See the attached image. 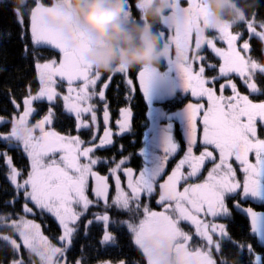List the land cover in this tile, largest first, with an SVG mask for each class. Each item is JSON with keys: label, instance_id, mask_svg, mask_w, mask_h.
Instances as JSON below:
<instances>
[{"label": "snow or ice", "instance_id": "obj_1", "mask_svg": "<svg viewBox=\"0 0 264 264\" xmlns=\"http://www.w3.org/2000/svg\"><path fill=\"white\" fill-rule=\"evenodd\" d=\"M168 3L158 31L161 58L177 70L182 88L196 102L183 110V133L177 132L182 139L167 134L161 154L154 157L139 149L135 155L143 160L138 169L128 166L131 156L123 155V145L118 146L120 159L96 154L116 147L114 138L131 130V109H121L113 126L106 96L117 74H123L129 93L136 91L128 71L119 68L107 77L93 71L81 59L89 41L43 0H28L23 10L13 12L20 39L31 41V49L26 44L25 51L32 55L39 87L33 93L29 86L22 104L11 101L15 117L0 118V170L11 187L9 198L0 201V248L8 250L3 264H86L83 255L69 260L81 225L85 235L98 228L102 248L117 244L114 228L126 230L130 244L142 251L147 264H264V212L242 203L264 188V101L249 98L264 95V89L250 76L248 65L252 41L264 49V18L250 11L239 25L221 26L210 36L201 31L204 13L199 0H187V7L182 0ZM124 8L131 18L135 0H125ZM44 16L59 27L44 25ZM218 42L227 48L218 47ZM42 47L56 50L59 59L45 58ZM205 49L220 59L218 66L202 54ZM206 70L217 74L206 76ZM154 71V67L138 69V87L146 95ZM233 74L249 94H241ZM64 85L66 93L57 90ZM228 89L231 95L225 96ZM204 99L206 104L200 102ZM39 102L47 110L31 123ZM60 102L62 113L74 117L76 135L52 127ZM85 135L88 138L82 139ZM13 151L27 158V168L16 166ZM178 152L183 155L167 171ZM98 166L107 174H101ZM113 186L114 196L110 195ZM153 200L159 211L151 206ZM234 210L248 217L253 239L237 241L229 232ZM37 217L52 218L60 234L49 239ZM184 223L193 231H185ZM102 264L129 262L117 259Z\"/></svg>", "mask_w": 264, "mask_h": 264}, {"label": "trees", "instance_id": "obj_2", "mask_svg": "<svg viewBox=\"0 0 264 264\" xmlns=\"http://www.w3.org/2000/svg\"><path fill=\"white\" fill-rule=\"evenodd\" d=\"M7 3L8 6H4ZM43 3L46 5H50L52 0H43ZM248 0H234V8L235 11L239 12L241 16L244 15V12L247 10ZM261 18H264V0H261V6L259 9L256 10ZM16 16L14 15L13 11L11 10V5L7 2V0H0V115H7L10 118L16 116V111L14 110L13 104L11 101L15 99L17 103L22 104V100L27 93V89L31 86L33 93H35L39 87L38 75L35 69L33 58L30 52L25 51V45L27 44L31 49V41L30 39H20L21 30L20 27L15 23ZM162 26L160 23L156 25V30H161ZM239 30L238 28H234ZM219 47V45H218ZM252 57L256 60V62L262 68V71L258 70L252 76L253 78H257L258 84L264 89V49H262L261 45L257 41H252ZM41 52L45 58H55L59 59V54L56 50L42 47ZM203 55L208 57V60L214 64L219 65L221 62L218 57H216L211 51L205 49L202 52ZM173 59H175V51L174 48L171 52ZM194 66L197 67L198 65L194 63ZM155 71L152 75L151 80L148 84V91L147 95L139 90L138 87V80H136V76L138 75V69H134L128 72V78L133 79V83L136 86V91L129 93L127 85L123 83V74H117L114 76L113 82L109 89L106 91L107 100L110 105V115L112 122L116 121L118 115V107L121 105L131 104L134 110L133 115V126L132 128L138 129L136 133L137 137H141L144 134V129L146 128V106L147 102L145 100L146 97L152 95L153 90L157 92L158 96L162 95L167 96L169 98H175V96L181 94L183 92V96H188L182 86L174 87L170 81V77L177 75L178 72L176 69L171 68L168 62L161 58L158 64L154 67ZM217 73L208 72L206 70V76L215 75ZM104 77H107L109 74L105 73L102 74ZM224 81L221 80L220 83ZM117 85H119V90L117 91ZM102 84L98 82L97 90L101 87ZM239 89L243 91L245 94H249L248 90L242 86L238 85ZM219 85L217 84V88ZM58 91L62 93H66V85L63 87H58ZM182 90V91H181ZM156 94V95H157ZM218 94V93H217ZM133 96L134 100H128L127 97ZM255 99H264V95H250ZM127 98V100H126ZM169 105H174V102L169 100ZM167 104V105H168ZM39 110L37 114H34L33 117H30V122L35 123L39 118H41L46 110L47 105L43 102H39L35 105ZM62 102L58 104L57 107V116L58 119L54 121L52 127L62 131L64 133H71L72 135H76L75 131V121L74 117L68 115L66 113H62ZM22 111V109H21ZM98 116L101 117L102 122V113H98ZM115 128V127H114ZM129 134L125 137L121 138L119 141L122 144H132L138 143L132 142L129 139ZM82 139H87L88 137L82 136ZM16 166L19 168H27L28 167V160L26 157H23L22 154L18 151H13L10 153ZM98 156L111 158L114 156L115 151L111 148L110 151H103L97 152ZM98 171L101 174H107L106 169L102 166H98ZM11 192V187L8 181L5 179V175L2 170H0V201L7 200L9 197L7 193ZM113 195V190L112 194ZM11 211V210H9ZM37 223H40L42 226V231L49 239H52L55 236L60 234V228L58 227L57 223L50 217L40 218L37 217ZM125 233V232H123ZM236 235H241L242 231H234ZM78 235V236H77ZM76 235L77 240L74 242L73 249L69 252L71 257L76 258L78 256L84 257L85 261L90 260L91 257L99 258L102 260L110 259L112 261L117 260L118 252L116 248L112 246H106V248H102L98 244V240L94 237L84 238L83 234V226L81 225V230ZM76 239V238H75ZM54 243V240H53ZM123 246L128 248L129 250H122L121 254H127L126 260L129 264H132L130 259H132V255L129 254L130 244L129 241L126 239L123 242ZM27 256V254H25ZM8 257V250L4 248H0V264H3L5 258Z\"/></svg>", "mask_w": 264, "mask_h": 264}, {"label": "clouds", "instance_id": "obj_3", "mask_svg": "<svg viewBox=\"0 0 264 264\" xmlns=\"http://www.w3.org/2000/svg\"><path fill=\"white\" fill-rule=\"evenodd\" d=\"M13 12L23 10L28 0H7ZM125 0H52L50 6L63 13L72 26L89 41L82 55L83 62L100 74L155 67L161 59V41L156 25L167 13L168 0H135L136 12L129 17ZM204 10L201 31H214L221 26L235 27L261 6V0H248L241 16L235 11L234 0H199ZM42 23L59 27L44 16ZM65 32V29H61Z\"/></svg>", "mask_w": 264, "mask_h": 264}, {"label": "flooded vegetation", "instance_id": "obj_4", "mask_svg": "<svg viewBox=\"0 0 264 264\" xmlns=\"http://www.w3.org/2000/svg\"><path fill=\"white\" fill-rule=\"evenodd\" d=\"M236 83V82H235ZM238 84V83H236ZM238 88V87H237ZM238 90H240L238 88ZM242 91V90H241ZM243 92V91H242ZM219 95V92H217ZM244 95H247L243 93ZM225 96L231 95V90L229 89L228 92L225 91L224 93ZM250 99H253L254 102H261L264 101V99H255L254 97H249ZM135 98L133 96H130L128 100H134ZM156 100V102L159 100L160 104L156 105L154 102H149L148 97L145 98L148 102L146 103L147 105L144 106L146 109V128L144 129V134L141 137H137L138 135L136 132L139 131L138 129L132 128L134 122H133V115H134V110L132 105L129 103L127 105H121L118 107V115L117 119L120 118V110L123 108H130L132 112V119H131V130L124 134L122 137H115V143L116 147H113L115 151V156L117 159H120V155L118 154V146L123 145L124 147V156H131V160L128 166L133 167L134 169H138L139 166L142 163L143 157L135 155L139 149H143L144 153L147 157H154L159 154H161L163 145H164V140L167 134L171 133L174 137L176 136L177 132H180L181 134L183 133V110L185 109V106L189 102H196V99L192 97L191 95L189 96H182V97H162L161 99L158 98H153ZM152 99V100H153ZM127 100V99H126ZM169 100L174 102V105H169L168 103L170 102ZM201 103H207L206 99L201 100ZM166 103V104H165ZM163 104L165 105L164 111L162 112H155L153 109L155 107H162ZM168 104V105H167ZM115 125V122H113V126ZM171 125V127H169ZM115 131V128H114ZM102 135V130L101 133ZM129 134V139L132 142H138V143H132V144H122L119 141H121V138L125 137L126 135ZM200 133H198L199 135ZM177 139L181 140L182 137L178 133L177 134ZM183 155V152H178V154L169 162V167L167 171L170 172L171 167L174 166L175 162L180 159V157ZM211 165H207V168H210ZM206 171L202 174L203 176H206ZM238 178L243 179V176L241 173L238 172ZM123 180V177H122ZM111 183V182H110ZM113 190V196L115 195L114 191V186L110 190V195L112 194ZM237 198H239V194H237ZM246 206H250L251 208L257 210V211H262L264 212V188L261 189L260 194L257 197H245L244 200L242 201ZM151 206L153 207L154 210L159 211V207L155 205V201H152ZM92 211H97V209H92ZM115 215V214H114ZM118 218V217H115ZM182 227L185 229V231H193L192 227L184 223ZM228 228L229 232L235 237L237 241H248L249 239H253L252 237L249 236V220L246 215H244L240 211L234 210L231 214V217L228 221ZM114 234L117 236V244L116 245H110L113 248H116L117 252L119 253V258L118 259H125L120 256L121 251L124 249L123 242L124 240H128L130 244V236L127 234L126 230H120V229H113ZM234 231H242L241 235H236L233 233ZM125 232V233H123ZM84 234V232H83ZM91 234H94L93 237L97 240H99V230L98 228H93L89 231L88 235L84 234V238H90L92 237ZM54 243H56V240H54ZM130 250L131 252L129 254L132 255V259H130L132 264H147V258L143 256L142 251L139 250L137 247L133 246L130 244ZM229 249L226 248L225 255L229 254ZM126 254H123V257H125ZM84 258V257H83ZM102 259L91 257L90 260H87V263H97L101 261ZM110 260V259H107ZM112 261V260H110Z\"/></svg>", "mask_w": 264, "mask_h": 264}, {"label": "rangeland", "instance_id": "obj_5", "mask_svg": "<svg viewBox=\"0 0 264 264\" xmlns=\"http://www.w3.org/2000/svg\"><path fill=\"white\" fill-rule=\"evenodd\" d=\"M145 2H147V0H145ZM182 4H183V6H185V7H187V0H182ZM203 10V9H202ZM203 13H204V10H203ZM205 14V13H204ZM224 26H227V25H224ZM233 31H237V29H233ZM207 34L208 35H215V33L213 32V31H208L207 32ZM240 44H242V41L241 42H238V44H237V47L239 48L240 47ZM219 45V47H221V48H227V45L226 44H224L223 42H218L217 43V46ZM242 55H244V53H242ZM221 63V62H220ZM194 65V64H193ZM248 65H249V72H250V76L252 77L254 74H255V72L256 71H258V70H260V71H262V68L260 67V65L256 62V60L251 56V57H249V59H248ZM197 69V67L196 66H194V68H193V70H196ZM170 79V81H171V83L173 84V86L174 87H180L181 86V78H180V76H179V74H177V75H174V76H172V77H170L169 78ZM232 79H233V82H236V83H238L237 84V87L239 88V84L240 85H242V86H244L243 85V82L241 81V79L239 78V77H237L235 74H233L232 75ZM245 87V86H244ZM182 91V90H181ZM184 91V90H183ZM229 91V89L228 90H226V92H228ZM240 92H241V94L242 95H244L243 94V92L241 91V90H239ZM153 92L154 93H152V95H150V96H148V101L149 102H154V103H156V105H159L160 104V101L158 100L157 102H156V100H154L153 98H158V99H161L163 96L162 95H160V96H158V94H157V92L156 91H154L153 90ZM157 94V95H156ZM189 95H190V93H189ZM188 95V96H189ZM183 96V92L181 93V94H179V95H177V96H175V97H182ZM164 97H167V96H164ZM153 99V100H152ZM147 100H146V102H148ZM166 104V103H165ZM161 108H163L162 110L164 111V109H166L165 108V105L163 104V106L162 107H155L154 109H153V111H155V112H162V110H161ZM40 119V118H39ZM55 131H57V132H60L61 134H68V133H64V132H62V131H59V130H57V129H55V128H53ZM114 218H115V215H114ZM92 235V237H93V235L94 234H91ZM78 236V235H77ZM91 237V238H92ZM76 238V239H75ZM77 238L78 237H74V242L77 240ZM74 242H73V246H74ZM127 249V251L129 250L128 248H125L124 247V250H126ZM118 256H119V254H118ZM122 258H126V256H127V254H126V256L125 257H123V254H121L120 255ZM81 257L80 256H78V257H76V258H74L73 259V257H71L70 255H69V260L71 261V260H75V259H80ZM104 261H110V260H107V259H105V260H101V261H99V262H97V263H93V264H102V262H104ZM86 264H92V263H87V261H86Z\"/></svg>", "mask_w": 264, "mask_h": 264}, {"label": "water", "instance_id": "obj_6", "mask_svg": "<svg viewBox=\"0 0 264 264\" xmlns=\"http://www.w3.org/2000/svg\"><path fill=\"white\" fill-rule=\"evenodd\" d=\"M0 118H4V119H10V117L9 116H7V115H0ZM240 212H242V211H240ZM260 212H262V211H260ZM243 214H244V212H242ZM245 215V214H244ZM261 243H264V236H262L261 237Z\"/></svg>", "mask_w": 264, "mask_h": 264}]
</instances>
